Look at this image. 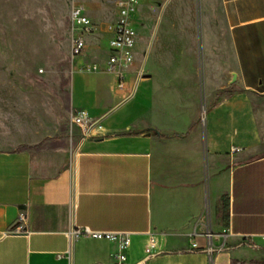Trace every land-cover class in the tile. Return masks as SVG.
Masks as SVG:
<instances>
[{
    "label": "crops",
    "instance_id": "obj_1",
    "mask_svg": "<svg viewBox=\"0 0 264 264\" xmlns=\"http://www.w3.org/2000/svg\"><path fill=\"white\" fill-rule=\"evenodd\" d=\"M166 28L123 89L80 69L109 55L84 58L88 35L70 140L0 147V264H264V0H200ZM82 109L102 129L72 132Z\"/></svg>",
    "mask_w": 264,
    "mask_h": 264
},
{
    "label": "rangeland",
    "instance_id": "obj_2",
    "mask_svg": "<svg viewBox=\"0 0 264 264\" xmlns=\"http://www.w3.org/2000/svg\"><path fill=\"white\" fill-rule=\"evenodd\" d=\"M115 1L0 0V147H12L31 136L60 135L70 140V82L75 70L70 13L80 3L95 23L113 22L118 13ZM199 12L200 0L139 1L135 15L139 55L133 80L151 50L156 27L166 30L198 23ZM163 34L184 37L190 33ZM108 40L106 33L90 35L84 58H106ZM234 90L235 85L221 90L216 100ZM72 129L75 132L77 126Z\"/></svg>",
    "mask_w": 264,
    "mask_h": 264
},
{
    "label": "built area",
    "instance_id": "obj_3",
    "mask_svg": "<svg viewBox=\"0 0 264 264\" xmlns=\"http://www.w3.org/2000/svg\"><path fill=\"white\" fill-rule=\"evenodd\" d=\"M140 0H116L117 17L113 22L97 24L92 21L86 7L75 3L71 12L72 46L74 57L85 54L87 37L96 32L109 34V55L104 62L84 63L80 69L86 72L107 71L116 74L117 86L125 88L127 71L135 60L138 43V31L135 23V15ZM71 123L79 126L84 136H90L93 127L102 129L101 121L91 116L86 110H78L71 114ZM75 232V230H74ZM90 233V231H86ZM95 237L110 239L119 238L121 245L127 247L130 242L128 233H92ZM264 239V235L262 236ZM126 254L120 253L114 256L115 264H124Z\"/></svg>",
    "mask_w": 264,
    "mask_h": 264
},
{
    "label": "water",
    "instance_id": "obj_4",
    "mask_svg": "<svg viewBox=\"0 0 264 264\" xmlns=\"http://www.w3.org/2000/svg\"><path fill=\"white\" fill-rule=\"evenodd\" d=\"M145 59H146V58H144L143 65H144ZM143 65H142V67H141V70H140V72H141V71H142V69H143Z\"/></svg>",
    "mask_w": 264,
    "mask_h": 264
},
{
    "label": "trees",
    "instance_id": "obj_5",
    "mask_svg": "<svg viewBox=\"0 0 264 264\" xmlns=\"http://www.w3.org/2000/svg\"><path fill=\"white\" fill-rule=\"evenodd\" d=\"M174 136V135H173Z\"/></svg>",
    "mask_w": 264,
    "mask_h": 264
}]
</instances>
